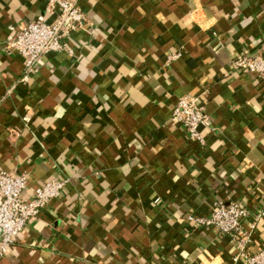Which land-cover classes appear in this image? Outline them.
Returning a JSON list of instances; mask_svg holds the SVG:
<instances>
[{
    "label": "crops",
    "instance_id": "crops-1",
    "mask_svg": "<svg viewBox=\"0 0 264 264\" xmlns=\"http://www.w3.org/2000/svg\"><path fill=\"white\" fill-rule=\"evenodd\" d=\"M49 1L0 0V173H25L27 199L65 185L0 264H245L187 217L239 201L250 229L264 210V80L233 64L264 57V0H77L72 53L26 72L7 40L53 21ZM185 95L210 116L203 143L172 119ZM263 246L264 217L249 251Z\"/></svg>",
    "mask_w": 264,
    "mask_h": 264
},
{
    "label": "built area",
    "instance_id": "built-area-1",
    "mask_svg": "<svg viewBox=\"0 0 264 264\" xmlns=\"http://www.w3.org/2000/svg\"><path fill=\"white\" fill-rule=\"evenodd\" d=\"M46 13L56 15L55 19L50 22L45 16H40L7 40L9 53L18 54L24 59L26 72L32 71L47 53H72L64 43V38L84 28L88 22L77 0H50ZM182 54V51H178L169 55V59ZM233 64L239 70L255 73L264 80V57L242 51L235 56ZM172 119L186 130L189 138L202 143L204 138L200 129L211 125L205 104L196 95L181 97L173 108ZM27 184L25 173H0V258L17 240L29 220L37 217L52 199L60 195L65 181H46L35 189L31 199L24 196ZM249 215V208L242 202L219 201L214 204L209 215L190 214L187 219L197 226L213 227L221 234L231 236L237 249L236 260L243 259L245 264H264V246L256 252L249 251L253 233L264 217V210L255 213L250 229H246L244 223Z\"/></svg>",
    "mask_w": 264,
    "mask_h": 264
}]
</instances>
